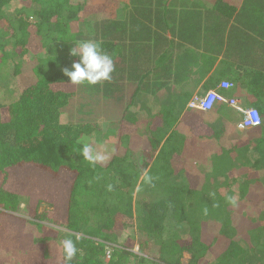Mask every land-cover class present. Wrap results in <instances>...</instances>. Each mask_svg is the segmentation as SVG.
<instances>
[{"label":"trees","instance_id":"obj_1","mask_svg":"<svg viewBox=\"0 0 264 264\" xmlns=\"http://www.w3.org/2000/svg\"><path fill=\"white\" fill-rule=\"evenodd\" d=\"M87 40L110 81L64 75ZM219 57L205 89L230 79L264 116V0H0V70L21 78L0 102V264H264V124L227 133L155 95Z\"/></svg>","mask_w":264,"mask_h":264},{"label":"clouds","instance_id":"obj_2","mask_svg":"<svg viewBox=\"0 0 264 264\" xmlns=\"http://www.w3.org/2000/svg\"><path fill=\"white\" fill-rule=\"evenodd\" d=\"M69 55L78 57L77 60L72 62L70 68H63V73L70 78V82L96 85L101 81H110L112 79V73L115 70L114 60L112 56L100 48L97 42L93 40L75 42V46L69 50ZM92 152L91 146L85 145L82 149V156L93 163L104 159L102 156H94ZM145 179L150 180L151 178L146 174ZM228 199L231 204H236L234 198L229 197ZM205 214H207V209H205ZM79 239L80 237L77 236L76 240L78 241ZM62 247L65 261L71 262L79 251L76 242L71 238L65 239L62 241Z\"/></svg>","mask_w":264,"mask_h":264},{"label":"crops","instance_id":"obj_3","mask_svg":"<svg viewBox=\"0 0 264 264\" xmlns=\"http://www.w3.org/2000/svg\"><path fill=\"white\" fill-rule=\"evenodd\" d=\"M219 60H220V57L217 58V60L215 62V65H213V66H211L210 62H207L208 65H207V63L206 64L205 63H201L199 66H195L192 69V72H190L189 76H187V75L183 76L181 79H179V82L175 83V85L171 84V85H169L170 87L168 86V87L164 88L162 91L158 92L155 95H158V94L161 95L162 93H166L167 89H171V87H175L177 94H179L181 96L188 95L187 99L185 100L186 101V104H185V109L186 110H183V112L181 113V117L182 118L185 119L186 116H188V114L186 113L187 110H191L190 112L194 111L195 113H198V114H200L202 116H205V117H211L212 116V118L210 119V123L212 124V126H214L216 128L217 127L219 128V126H218V125H220L219 123L225 124L227 133L233 132V131H237V132L243 133V132H246V131H248L250 129H254V128L260 127V126L252 127V128L245 129V130L239 129L237 127V122L241 118V113L237 112L236 115H234V116L227 115L223 110H225L227 108L229 110H234V111L236 110L235 108H233L231 105H229L227 103L219 105L215 110L210 111V112L209 111L198 110L196 108L189 107L188 102L191 100V98L194 95L201 94V93L206 92L207 90L211 89V88L205 89L204 84L207 81V79L209 78V76L212 73H214V70H215L214 68L218 65ZM224 79H227V78H223L222 77V79H220L219 83L215 87H212V88H216L220 84V82L222 80H224ZM231 89L224 90L223 92L225 94L227 93V95H229V96H235V97L240 98L241 102H242V104L244 106H253V105H250L248 102H246V100L243 97L239 96V95L238 96L235 95V94L230 95L231 91H229V90H231ZM166 100H167V98L163 97L159 101V103H156V102H158V101H156V99L151 100L152 101L151 103L154 104V105L155 104H159L158 107H153L154 109H158V108H160L161 103L162 104L166 103ZM141 111H143V110H141ZM220 119L222 121H220Z\"/></svg>","mask_w":264,"mask_h":264},{"label":"built area","instance_id":"obj_4","mask_svg":"<svg viewBox=\"0 0 264 264\" xmlns=\"http://www.w3.org/2000/svg\"><path fill=\"white\" fill-rule=\"evenodd\" d=\"M233 87L234 83L231 80L224 79L216 88H211L206 92L194 95L188 102V105L191 108L210 112L215 110L219 105L227 103L241 113V118L237 122L239 129L245 130L261 126L264 123V116L257 107L244 106L240 98L226 96L223 92Z\"/></svg>","mask_w":264,"mask_h":264},{"label":"rangeland","instance_id":"obj_5","mask_svg":"<svg viewBox=\"0 0 264 264\" xmlns=\"http://www.w3.org/2000/svg\"><path fill=\"white\" fill-rule=\"evenodd\" d=\"M91 18H96V16H91ZM21 78L19 76H17L13 70H11L10 68L8 69H4V70H0V102L5 103L9 100L12 99V94H14V89L15 87L19 90V86L21 84ZM106 125V124H104ZM92 138V137H90ZM93 139V138H92ZM92 139H88L87 141H90ZM102 146V145H101ZM102 148H104V146H102ZM17 214L22 216V217H28V204L26 202H23L20 205V208L17 211ZM49 222V224H53V222L51 221H47ZM171 228H175V225H173ZM169 229L168 232L172 231L173 229ZM175 233V232H174ZM189 258V254L185 253V257L184 260L187 261V259Z\"/></svg>","mask_w":264,"mask_h":264}]
</instances>
